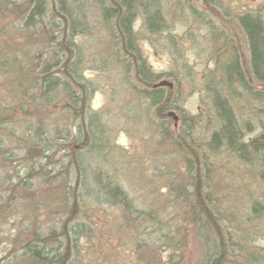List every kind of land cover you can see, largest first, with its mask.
Returning <instances> with one entry per match:
<instances>
[{"label":"trees","instance_id":"16d2710c","mask_svg":"<svg viewBox=\"0 0 264 264\" xmlns=\"http://www.w3.org/2000/svg\"><path fill=\"white\" fill-rule=\"evenodd\" d=\"M184 1L188 2L187 8L194 12L192 0ZM210 3L218 7L216 0H211ZM23 4L26 6L18 18L9 13L12 10H8L17 9L19 5L14 1L0 4V22H6L0 27V78H3L9 88L8 92H11V82L19 90V94L21 92L20 96H16V88L13 87L14 93L9 95V103L6 106L0 103V222L7 224L10 220L12 225L8 230H13L7 234V252L0 259V264H76L83 244L82 237L91 231L78 218L87 215L83 208H87L85 202L88 200L98 206L112 208L117 215L128 220L125 236L133 244H137V237L143 234L150 239L147 245H140V248L133 250L137 256L147 257L145 263L180 264L183 261L186 264L188 260L181 254L178 259L174 254H169L167 261L160 260L156 254L159 246L173 247L169 253L173 250H186L183 238L182 242L172 241L162 229V223L170 215L164 206L172 199L174 207L179 209L178 204L182 206V222L187 223L186 231L203 246L204 260L200 264H232L236 251L237 254L240 251L236 237H243L242 232L248 228L240 230L235 219L224 214L225 211L219 208L215 196L210 195L208 182L201 181L198 171H189L185 179L190 188L185 184L178 186L176 195L171 194L170 188L168 194L164 193L166 204L156 201L157 206L154 208V202L136 203L128 191L120 186L118 178L108 170L91 171L84 162L91 152L98 153L105 159V153L99 152L107 148L108 144L102 141L105 133L98 120L101 114L87 110L86 99L92 90L90 83L85 82L76 70L79 67L76 63H80L79 50L76 52L72 40L64 38L65 32L72 34L73 38L83 33L80 28L84 24L76 20L68 22L73 19L72 9H76V14H82L91 7V13L98 14L102 23H105L112 58L118 60L124 72L130 73L143 86L139 95L152 106L165 111L179 109V106L170 103V91L159 85L160 74L154 73L145 64L140 55L137 33L133 29L134 16L142 14L150 34L166 33L167 8L163 0H47L43 3L40 0H25ZM63 6H66V11L61 10ZM53 16L59 18L55 26H52ZM235 18L247 45L250 70L243 69L236 57L221 64L218 78L216 77L217 83H211L208 87L207 98L217 129L212 131L211 140L204 146L215 148L224 144L243 161L250 160V156L258 157L261 162L260 179L264 185V123L258 135L247 143L240 142L241 131L236 116L231 109L228 94L224 96V92H229L234 81L248 92L249 99L261 102L264 107V20L259 15L250 13H241ZM60 21L67 23V27L61 25ZM29 33L39 35V43L44 42L46 47L42 50V45L38 46V53L34 52L32 58L35 55L37 62L33 60L28 66L17 68L14 72L19 76L16 83L12 74L7 75L12 70L5 66L19 60L8 57L5 53L25 46L26 39L19 44L14 41L16 37L29 36ZM163 37H166L172 48H176L170 34ZM69 58H73L71 65L64 64V60L68 61ZM255 84L259 88H255ZM219 86L222 91H219ZM32 89L33 92L30 93ZM133 91L136 92L135 89ZM229 94L231 97V93ZM52 107H59L66 119L73 121L72 128L66 129L65 136L59 134L55 137L50 127L45 129L44 125L33 123L30 124L34 126L29 128L23 127L21 134L16 132V126L12 123L15 122L11 116L13 111H23L26 116L30 113L43 124ZM40 108H46L47 112L43 116ZM179 118L182 119V124L176 134H169L166 126L164 129L161 127V136L177 149H200V140L197 142L193 137H186L190 134L192 118L181 113ZM104 130L107 132L105 126ZM7 144L13 147L7 148ZM60 150L67 163L54 165V152ZM195 158L197 160L196 154ZM114 161V168L121 165L118 159ZM49 165L54 167L52 173L47 168ZM131 173V179L134 174H142L138 171ZM255 206H251V217L257 219L260 216L255 212ZM39 217L46 220L51 217L52 222L42 226L38 222ZM249 222L250 220L248 224ZM13 225H16L15 229ZM1 235L4 233L1 232L0 225ZM243 238L246 241L249 239L245 237V233ZM246 244L251 245L250 241ZM144 250H147L146 253H143Z\"/></svg>","mask_w":264,"mask_h":264},{"label":"rangeland","instance_id":"374dc122","mask_svg":"<svg viewBox=\"0 0 264 264\" xmlns=\"http://www.w3.org/2000/svg\"><path fill=\"white\" fill-rule=\"evenodd\" d=\"M10 1L0 0V4L4 5ZM12 1L19 6L17 9L9 8L8 10H12L9 13L18 18L22 12L19 7L24 9L26 6L23 4L25 0ZM210 1L192 0L194 13L187 8L188 2L184 0H163L167 8L166 33L150 34L143 22L142 14H136L133 18V29L137 33L140 55L151 71L160 74L161 79L158 83L166 82L163 87L170 91L168 97L170 103L173 106L178 104L179 109L163 111L152 106L139 95L143 86L130 73L124 72L120 64L112 58L108 49L109 39L106 38L105 23H102L96 12L91 13L87 10L83 13L86 26L92 28V32L89 28L85 32L91 33L87 34L83 31L74 38L72 34L64 33L65 39L72 40L76 52L79 50L80 63L78 62V65L76 63V66H79L76 70L80 72L85 82L90 83L92 90L86 99L87 110L90 113L101 114L98 120L100 126L103 125L105 133L102 141L108 144L107 148L99 152L105 153V159L98 153L91 152L84 162L91 171L108 170L118 178L120 186L128 191L129 196L133 197L136 203L154 202V208L157 202L166 204L164 193L170 188L171 194L176 195L178 186L184 184L187 186L185 179L189 171L194 172L193 169L198 171L201 174V181L208 182V191L212 197L215 196L219 208L225 211L224 214L228 218L235 219L234 222L240 230L248 228L241 234L244 237L245 233V237L249 238L247 241L243 237H236L240 251L238 254L236 251L232 264H264V185L260 179L259 158L250 156V160L243 161L224 144L215 148L204 146L211 140L212 131L217 129L213 110L208 105L207 98L208 87L211 83H217L216 77L218 78L221 64L236 57L243 69L250 70L247 45L235 17L241 13H250L259 15L264 20V0H216L218 7ZM60 22L67 27V23ZM5 23L0 22V27ZM30 34L15 38L14 43L18 44L26 39L25 46L5 53L6 56L16 57L19 60L17 63L10 62L5 66L12 70L7 75L12 74L16 83L19 76L14 72L17 68L28 66L33 60L37 62L34 59L35 55L32 58L34 52H37L38 46L42 45V50L46 47L44 42L39 43V35ZM166 34L172 36L175 49L170 46L166 37H163ZM44 53L49 58L48 53L46 51ZM71 62L73 58L64 60V64L71 65ZM11 85V92H8L9 88L3 82V78H0V103L3 106L9 103V95L14 93L15 85L13 82ZM254 87L259 88V85L255 84ZM219 88L221 89L219 91H222V87ZM16 92L17 96L19 94L17 88ZM32 92L33 89L30 93ZM247 94L248 92L246 93L234 81L229 92H224V96L227 95L231 103V109L241 131L240 142L246 143L261 132L264 123L262 103L249 99ZM20 95L21 92L18 96ZM53 108L55 107L49 109L43 124L34 115H29L30 113L26 116L23 111H13L11 116L15 121L12 123L16 126V132L21 134L23 127L29 128L40 124L44 125L45 129L50 127L55 137L59 134L65 136L66 129L72 128L73 121L66 119V116L59 111L61 106ZM45 109H39L42 116L47 112ZM180 113L192 118L193 124L190 125L189 130L191 136L189 134L186 137H193L197 142L200 140L202 144L200 149L198 147V150L192 151L194 159L186 154L188 149L175 148L160 133L161 127L164 129L167 126L168 133L175 135L182 124ZM165 115L167 118L164 117ZM1 134L3 135V132ZM47 135L49 136L48 132ZM12 147L13 145L7 144V148ZM60 152L62 151L54 152L53 160L56 161L54 165L67 163L66 157L63 158ZM117 159L121 165L114 168L116 166L114 160ZM47 168L50 173L54 171L51 165ZM131 171L142 174H134L135 181H133ZM187 187L190 188L189 185ZM85 203L87 208L83 210L87 215L78 218L85 222L91 231L82 237L83 244L78 252V264H150V261L145 263L146 256L139 257L133 252L137 247L140 248V245L142 247L143 244L149 243L150 239L145 234L138 236L137 244H133L125 236V230L129 226L126 223L128 220L117 215L112 208L98 206L90 200ZM174 203L172 199L164 206L169 210L170 215L162 223V229L164 233L169 234L168 237L172 241L182 242L183 238L185 240L183 247L186 250L182 249V252L181 249L173 250L169 253L173 247L159 246L156 254L162 261H167L169 254H174L177 259L181 254L188 260L186 264H200V261L204 260L203 246H200V241L186 231L187 223L182 222V219L184 220L182 206L178 204L179 209H177ZM253 204L256 205L255 212L260 218L251 217ZM38 222L45 226L52 221L51 217L47 220L39 217ZM0 225L1 232L4 233L0 236L1 259L7 252V234L13 230H8L12 225L10 220L9 223L2 222ZM13 228L15 229L16 225H13ZM248 241L251 245L246 244ZM146 251L144 250L143 253ZM183 263L185 262L180 261V264Z\"/></svg>","mask_w":264,"mask_h":264},{"label":"bare ground","instance_id":"6f19581e","mask_svg":"<svg viewBox=\"0 0 264 264\" xmlns=\"http://www.w3.org/2000/svg\"><path fill=\"white\" fill-rule=\"evenodd\" d=\"M41 1V3H43V2H45V1H47V0H40ZM88 9L91 11L92 9H91V7H88ZM19 10L21 11V10H23L21 7H19ZM61 10H63V11H66L67 9H66V6H63L62 8H61ZM85 11H87V10H85ZM72 12H73V19L72 20H68V22H71V21H73V20H76L78 23H82V24H84V25H82L81 26V30H83L84 32L86 31V30H88V26H86V24H85V22H83V20H84V17H83V13L82 14H76V9H72ZM59 20V18H56L55 16H53V19H52V26H55V24H56V22ZM90 30H91V32H92V28H89ZM91 32H85V33H91ZM118 61V60H117ZM119 62V61H118ZM177 117V116H176ZM193 123V122H192ZM105 146V145H104ZM186 154L188 155V157H191V158H193L194 159V154H193V152L191 151V150H187V152H186Z\"/></svg>","mask_w":264,"mask_h":264},{"label":"water","instance_id":"95a60500","mask_svg":"<svg viewBox=\"0 0 264 264\" xmlns=\"http://www.w3.org/2000/svg\"><path fill=\"white\" fill-rule=\"evenodd\" d=\"M160 85H166V82H160Z\"/></svg>","mask_w":264,"mask_h":264}]
</instances>
